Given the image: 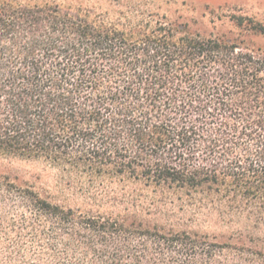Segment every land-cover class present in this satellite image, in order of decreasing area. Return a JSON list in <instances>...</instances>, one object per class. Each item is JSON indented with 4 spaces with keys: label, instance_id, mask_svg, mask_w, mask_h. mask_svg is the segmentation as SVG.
<instances>
[{
    "label": "trees",
    "instance_id": "trees-1",
    "mask_svg": "<svg viewBox=\"0 0 264 264\" xmlns=\"http://www.w3.org/2000/svg\"><path fill=\"white\" fill-rule=\"evenodd\" d=\"M137 18L0 0V156L86 203L0 174V264H264V53Z\"/></svg>",
    "mask_w": 264,
    "mask_h": 264
},
{
    "label": "rangeland",
    "instance_id": "rangeland-1",
    "mask_svg": "<svg viewBox=\"0 0 264 264\" xmlns=\"http://www.w3.org/2000/svg\"><path fill=\"white\" fill-rule=\"evenodd\" d=\"M29 3L54 2L64 7L94 10L112 20L124 16L140 19L151 14L167 16L187 25L190 31L244 40L245 46L264 53V34L248 35L232 22L235 16L264 25V0H19ZM137 18V19H138ZM136 19V20H137ZM138 19V20H139ZM0 174L11 176L24 185H32L71 206H86L80 193L70 188L61 170L43 160L0 156ZM151 194H147L148 199ZM202 226L204 230H215ZM196 228H199L197 225Z\"/></svg>",
    "mask_w": 264,
    "mask_h": 264
}]
</instances>
